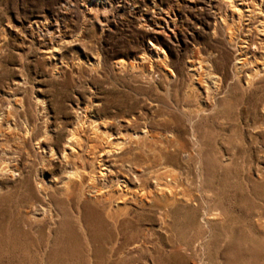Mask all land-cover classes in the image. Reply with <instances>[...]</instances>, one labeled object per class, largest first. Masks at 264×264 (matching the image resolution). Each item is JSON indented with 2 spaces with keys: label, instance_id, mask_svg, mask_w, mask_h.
Wrapping results in <instances>:
<instances>
[{
  "label": "rangeland",
  "instance_id": "rangeland-1",
  "mask_svg": "<svg viewBox=\"0 0 264 264\" xmlns=\"http://www.w3.org/2000/svg\"><path fill=\"white\" fill-rule=\"evenodd\" d=\"M235 5L0 0L1 264H264V0Z\"/></svg>",
  "mask_w": 264,
  "mask_h": 264
},
{
  "label": "bare ground",
  "instance_id": "bare-ground-1",
  "mask_svg": "<svg viewBox=\"0 0 264 264\" xmlns=\"http://www.w3.org/2000/svg\"><path fill=\"white\" fill-rule=\"evenodd\" d=\"M233 1V3H235L236 5V7L237 6H239L238 4L239 3H241L243 0H232ZM241 1V2H240ZM245 1V0H244ZM196 3V2H195ZM230 3V2H229ZM261 3L263 4V0H261ZM195 5V4H194ZM261 6V5H260ZM196 8V7H195ZM238 11H240L241 12V14H240V17H242V18H247L248 19V21H250V19H249V6H247V10L245 11H243V8H238ZM248 12V13H247ZM251 17V16H250ZM251 78V77H250ZM254 82V81H253ZM250 83V82H249ZM77 135V134H76ZM64 159V158H63ZM64 162V161H63ZM85 164V163H84ZM76 166H77V164H76ZM76 168V167H75ZM75 171H76V169H75ZM77 171H78V169H77ZM82 173V172H81ZM83 174H84V172H83ZM103 174V173H102ZM101 174V175H102ZM76 176L77 177V179L79 180V182L80 183H83L84 182V179H85V176L86 175H82V174H80V175H78L77 173H71L70 174V176ZM68 176V175H67ZM66 176V177H67ZM69 177V176H68ZM92 177V176H91ZM86 178H87V176H86ZM90 178V177H89ZM76 179V180H77ZM70 180V179H69ZM91 180V182L93 183V184H91V188H95L96 190H97V194H102V196H104L105 194H103V192H102V190L101 189H97V182L95 181V179L94 178H91L90 179ZM89 181V180H88ZM69 182H71V180L69 181ZM100 182V181H99ZM63 183V182H62ZM73 183L75 184V181L73 180ZM73 183L71 182V184L73 185ZM79 184V183H78ZM71 185V186H72ZM76 185V184H75ZM81 185V184H80ZM90 185V184H89ZM62 186V185H61ZM83 186V185H82ZM75 187V186H74ZM78 187V186H77ZM84 187V186H83ZM80 188V187H79ZM90 188V187H89ZM88 188V189H89ZM42 190V189H41ZM45 190V189H44ZM80 190V189H79ZM72 193V192H71ZM82 193V192H81ZM109 195V194H108ZM101 196V197H102ZM113 197V196H112ZM64 198V197H63ZM82 198H84V196L82 195ZM96 198H98V197H96ZM111 198V197H110ZM85 199V198H84ZM113 199V198H112ZM110 199H109V197L107 196V197H105L104 196V199L102 198H100V199H94L93 201L91 200V203H95V207H96V205H97V207L95 208V207H93L92 208V210H97V211H99V210H101V211H104L103 212V215L105 214V216H112V213H111V211H110V208L109 207H111V206H109V205H107L106 203L109 201ZM90 202V201H89ZM111 202V201H110ZM79 203V202H78ZM112 203V202H111ZM78 206H80V205H78ZM99 206V207H98ZM36 207V206H35ZM70 207V206H69ZM41 210V209H40ZM44 210V209H43ZM101 211H100V213H101ZM99 213V212H98ZM37 214V213H36ZM98 215V214H97ZM101 215V214H100ZM77 216V215H76ZM99 216V215H98ZM262 216V215H261ZM113 217V216H112ZM111 217V218H112ZM16 218V217H15ZM34 218V217H33ZM7 219V218H6ZM105 220H106V218H105ZM104 220V221H105ZM109 221V220H108ZM255 221V220H254ZM74 223V222H73ZM112 223V222H111ZM14 225V224H13ZM33 225H35V223L33 224ZM26 226V225H25ZM31 226V225H30ZM29 226V227H30ZM10 227V226H9ZM27 230V229H26ZM81 230V229H80ZM105 231V230H104ZM25 232V231H24ZM49 233V232H48ZM82 233V232H81ZM86 233V232H85ZM27 237V236H26ZM52 240V239H51ZM6 246V245H5ZM66 248V247H65ZM10 257V256H9ZM77 257V256H76ZM30 258V257H29ZM51 258V257H50ZM78 262V261H77ZM102 262V261H101ZM100 262V263H101ZM257 262V261H256ZM88 263V262H87ZM1 264V263H0Z\"/></svg>",
  "mask_w": 264,
  "mask_h": 264
}]
</instances>
